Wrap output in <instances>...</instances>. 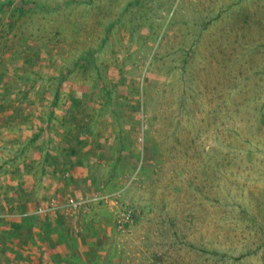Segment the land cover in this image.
<instances>
[{
  "label": "rangeland",
  "instance_id": "obj_1",
  "mask_svg": "<svg viewBox=\"0 0 264 264\" xmlns=\"http://www.w3.org/2000/svg\"><path fill=\"white\" fill-rule=\"evenodd\" d=\"M42 246L264 264V0H0V264Z\"/></svg>",
  "mask_w": 264,
  "mask_h": 264
},
{
  "label": "built area",
  "instance_id": "obj_2",
  "mask_svg": "<svg viewBox=\"0 0 264 264\" xmlns=\"http://www.w3.org/2000/svg\"><path fill=\"white\" fill-rule=\"evenodd\" d=\"M86 204L85 201H76L74 199H70L68 202H67V205L66 207L71 209L72 211H78V210H81V208ZM59 205L58 203L55 204V202L53 201L51 203L50 206H46V208H43L41 211L43 213H48V212H52V211H55V210H58L59 209Z\"/></svg>",
  "mask_w": 264,
  "mask_h": 264
},
{
  "label": "crops",
  "instance_id": "obj_3",
  "mask_svg": "<svg viewBox=\"0 0 264 264\" xmlns=\"http://www.w3.org/2000/svg\"><path fill=\"white\" fill-rule=\"evenodd\" d=\"M31 188H33V186L31 187ZM33 189H35V188H33ZM17 224V223H16ZM4 229H6V228H4ZM12 241H14V239L12 238L11 239ZM10 242V241H9ZM8 244H10V243H8ZM8 244H4V249L3 250H8ZM30 244H33V243H31L30 242ZM38 245H35V246H33L32 248H27L28 250H33V249H36V247H37ZM43 247V246H42ZM61 249V248H60ZM42 250L43 251H45L46 252V255L44 256V258L45 259H43L42 260V262L44 263V261L46 260V263L45 264H52L51 262H53V264H58V263H55V261H53V256H51L54 252L52 251V250H50V249H48L47 247H43L42 248ZM55 252H57V255H58V253L60 252L61 253V255H62V252H61V250H59L58 248H57V250L55 251ZM46 258H48V259H46ZM81 263H85V261H82L81 260ZM39 264H41V263H39ZM71 264H74V262H71Z\"/></svg>",
  "mask_w": 264,
  "mask_h": 264
}]
</instances>
